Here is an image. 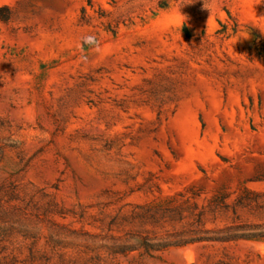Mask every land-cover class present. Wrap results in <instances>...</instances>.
Segmentation results:
<instances>
[{
    "label": "rangeland",
    "instance_id": "obj_1",
    "mask_svg": "<svg viewBox=\"0 0 264 264\" xmlns=\"http://www.w3.org/2000/svg\"><path fill=\"white\" fill-rule=\"evenodd\" d=\"M159 1L0 0V264H264V0Z\"/></svg>",
    "mask_w": 264,
    "mask_h": 264
},
{
    "label": "clouds",
    "instance_id": "obj_2",
    "mask_svg": "<svg viewBox=\"0 0 264 264\" xmlns=\"http://www.w3.org/2000/svg\"><path fill=\"white\" fill-rule=\"evenodd\" d=\"M169 15L172 16L177 23L180 25H184L188 17L185 15H182L179 10H170ZM82 46L87 45L89 47L95 48L97 51H99V42L97 41V37L95 35H84L81 37ZM87 59L86 57L84 58Z\"/></svg>",
    "mask_w": 264,
    "mask_h": 264
},
{
    "label": "trees",
    "instance_id": "obj_3",
    "mask_svg": "<svg viewBox=\"0 0 264 264\" xmlns=\"http://www.w3.org/2000/svg\"><path fill=\"white\" fill-rule=\"evenodd\" d=\"M168 1L169 0H160L159 3H158L159 7L160 8H165L167 6V4H168ZM4 11H7V9L6 8L0 9V16H1L0 18H5V17H3L4 15H2V12H4ZM117 248H118L117 250L120 251V252H125V251H130V250L137 249V247L129 246V245H124L123 247H117Z\"/></svg>",
    "mask_w": 264,
    "mask_h": 264
}]
</instances>
